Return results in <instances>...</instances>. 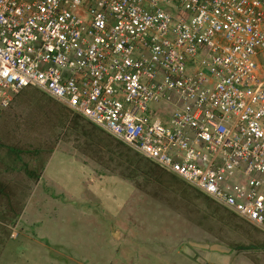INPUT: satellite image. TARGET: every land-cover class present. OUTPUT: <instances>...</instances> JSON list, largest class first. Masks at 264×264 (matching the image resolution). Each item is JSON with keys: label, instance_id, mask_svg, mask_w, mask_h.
<instances>
[{"label": "built area", "instance_id": "2783aa9c", "mask_svg": "<svg viewBox=\"0 0 264 264\" xmlns=\"http://www.w3.org/2000/svg\"><path fill=\"white\" fill-rule=\"evenodd\" d=\"M26 87L264 233V0H0Z\"/></svg>", "mask_w": 264, "mask_h": 264}, {"label": "rangeland", "instance_id": "374dc122", "mask_svg": "<svg viewBox=\"0 0 264 264\" xmlns=\"http://www.w3.org/2000/svg\"><path fill=\"white\" fill-rule=\"evenodd\" d=\"M61 108L26 87L0 110V264H264L259 229Z\"/></svg>", "mask_w": 264, "mask_h": 264}, {"label": "crops", "instance_id": "0c3cea01", "mask_svg": "<svg viewBox=\"0 0 264 264\" xmlns=\"http://www.w3.org/2000/svg\"><path fill=\"white\" fill-rule=\"evenodd\" d=\"M35 88V87H34ZM38 90V89H37ZM41 92V91H40ZM41 94H43V95H45L44 93H42L41 92ZM45 96H47V95H45ZM48 97V96H47ZM51 99V98H50ZM53 100V99H52ZM55 103L56 104H58L59 106H62L63 108H61L63 111H64V106L62 105V104H60V103H58V102H56L55 101ZM66 108V107H65ZM83 119V118H82ZM55 154H53L52 155V157H50L49 159H48V161L46 162V166H45V168H44V170L42 171V173L43 174H46V171H47V167H50V164H51V160L53 159V158H55V156H54ZM24 169V168H23ZM67 170V169H66ZM24 172H25V169H24ZM33 176H36L35 174H34V172H33V174H32ZM46 176V175H45ZM41 177H43L41 174L39 175V176H36V178L38 179V180H40L41 179ZM36 179V180H37ZM38 182H40V181H38ZM191 243V242H190ZM202 243H213V242H202ZM190 247H193L197 252H199L198 254L200 255V256H202V257H204V258H207V259H215L216 261H221V260H223L226 256H227V254L226 253H219V252H216V251H210V250H206V249H200V248H198V247H194V246H192L191 244H190Z\"/></svg>", "mask_w": 264, "mask_h": 264}, {"label": "water", "instance_id": "95a60500", "mask_svg": "<svg viewBox=\"0 0 264 264\" xmlns=\"http://www.w3.org/2000/svg\"><path fill=\"white\" fill-rule=\"evenodd\" d=\"M194 247H198L200 249H206L210 251H216L219 253H228L230 251V247L220 243H201V242H191L190 243Z\"/></svg>", "mask_w": 264, "mask_h": 264}, {"label": "trees", "instance_id": "16d2710c", "mask_svg": "<svg viewBox=\"0 0 264 264\" xmlns=\"http://www.w3.org/2000/svg\"><path fill=\"white\" fill-rule=\"evenodd\" d=\"M145 164L148 166V168L150 170V171H147L146 174H152L154 177H161L162 176V174H163L162 170L159 167H157L155 164L153 165V163L150 161L146 162ZM0 187H1V185H0ZM0 193H2L1 189H0Z\"/></svg>", "mask_w": 264, "mask_h": 264}, {"label": "clouds", "instance_id": "9594fccd", "mask_svg": "<svg viewBox=\"0 0 264 264\" xmlns=\"http://www.w3.org/2000/svg\"><path fill=\"white\" fill-rule=\"evenodd\" d=\"M23 90V89H22ZM50 98V97H49Z\"/></svg>", "mask_w": 264, "mask_h": 264}]
</instances>
